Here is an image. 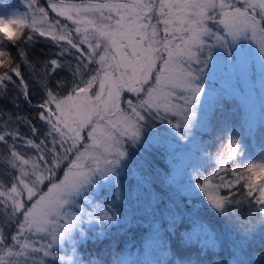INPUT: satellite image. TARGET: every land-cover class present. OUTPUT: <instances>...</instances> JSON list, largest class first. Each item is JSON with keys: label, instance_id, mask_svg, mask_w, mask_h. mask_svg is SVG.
<instances>
[{"label": "snow or ice", "instance_id": "snow-or-ice-1", "mask_svg": "<svg viewBox=\"0 0 264 264\" xmlns=\"http://www.w3.org/2000/svg\"><path fill=\"white\" fill-rule=\"evenodd\" d=\"M23 3L27 8L23 13L7 8L0 11V18L10 19L17 27L11 36L4 34L5 40L15 43L23 35L19 31L23 28L41 37L49 35L57 43L66 40L60 55L69 46L79 53L73 74L80 80L73 84L71 94L63 97L46 90L47 98L38 105L44 110L39 119L45 120L50 129L41 143L21 136L18 129L7 131V125L0 129V143L10 156L8 167L17 173L9 174L7 186L0 180V207L7 217V223H0V264H46L47 258L60 264H83L77 252V236L85 237V225L103 226L119 218L113 204L121 196L120 173L130 159L129 148L145 142L150 122L168 124L180 141L191 145L203 112L204 80L214 60L213 50L223 49L234 60L236 52L245 48L241 42L250 41L264 53V0H104L68 6H62L64 0H47L53 12L76 25V42L67 25L59 20L49 22L48 11L39 0ZM72 11L78 18H73ZM81 45H87V50ZM19 54L24 55L23 50ZM49 63L54 66L52 72L64 66L56 59ZM93 63L98 68L90 70ZM13 73L21 77L9 53L0 51V92L7 88L6 82H11L27 99V83L21 77L17 84ZM94 86H98L96 91H92ZM125 89L136 94V99L123 101L127 105L123 108L121 93ZM18 121L32 134L38 133L30 121ZM85 128L88 143H82ZM17 140L38 155H22L17 151ZM70 153L74 159L69 161L64 179L51 183L61 161ZM242 155L239 141L229 136L216 156L215 171L209 176L196 173L201 180L198 187L221 214L233 204L256 205L258 225L264 224V182L257 183L264 181V163L241 166L238 157ZM228 161L235 166L227 167ZM28 165L30 168L25 167ZM45 179L51 187L38 195ZM104 186L115 188L111 194L115 199L106 197L97 202L93 194ZM195 190L196 186L189 183L191 195ZM225 190L227 193L222 194ZM104 199L109 202L104 203ZM173 223L175 220L169 221V231ZM11 227L14 234L7 231ZM239 230L247 235L253 226L250 221H242ZM158 235L153 228L145 240L146 251L152 247L149 241ZM209 238L211 244H204L205 250L216 246L215 237ZM66 245L71 255H58ZM242 247V242L234 244L232 264H240Z\"/></svg>", "mask_w": 264, "mask_h": 264}, {"label": "trees", "instance_id": "trees-1", "mask_svg": "<svg viewBox=\"0 0 264 264\" xmlns=\"http://www.w3.org/2000/svg\"><path fill=\"white\" fill-rule=\"evenodd\" d=\"M0 2L5 7H16L27 11L23 0H0ZM54 2L59 3V0ZM64 2L103 3L104 0H64ZM39 3L48 11L49 22L59 20L61 25H67L71 38L76 42L79 34L74 32L76 25L73 21L53 12L47 0H39ZM20 31L23 35L18 41L13 43L5 40L0 47L9 53L13 65L19 66L23 82L28 85V98L25 99L15 84L6 82L7 88L0 92V129H4L7 125V131L18 129L21 136L41 143L45 140L50 125L45 120L39 119V113L44 110L38 105L47 98V89L60 96L71 93L73 84L80 80V76L73 74L79 53L69 46V50L61 56L60 52L63 51L62 46L67 44L66 40L57 43L51 39V36L41 37L39 33H33L28 28ZM52 34L55 35L56 32ZM29 35L33 37L31 41L27 39ZM81 47L87 50V45ZM21 50L24 55L19 54ZM52 59H56L64 66L52 72L51 67L54 66L49 63ZM95 67H98L95 63L89 65L90 70ZM46 70L47 74H45ZM12 76L17 84L20 83L21 77H16L14 73ZM246 78L244 80L252 83L251 86L255 88L254 80ZM211 80L218 83L215 79ZM123 94L127 95L128 91H124ZM212 100L214 102L212 109L193 130L195 142L188 145L179 140V163L173 165L172 160L167 161L164 156H160L157 167H148L142 162L145 158L151 161L145 153L139 160L130 159L129 163H134L143 180L159 194L160 199L156 204L139 213L136 218H119L106 226H99L102 235L99 234L98 226L88 229L84 227L85 237L77 238V252L83 264H125V262L150 264L153 261L159 264H232L236 256L233 246L238 242L243 243L240 264H264V224L258 225L260 214L257 206L254 204L250 206L247 202L233 204L226 206L225 214H221L213 208L205 193L198 187L201 180L196 178V173L209 176L215 171L218 167L216 156L227 144L228 137L231 136L230 127L233 128L237 121L231 107L232 103L237 101L234 96L228 95L220 100ZM262 101L261 104L264 105V99ZM9 117L11 120L8 119ZM18 118L30 121L38 129V133L32 134L30 128L19 122ZM241 119L236 129L243 155L238 157V160L241 166H246L251 164V159L258 153V149L264 146V122L261 119L256 124H250L248 120ZM87 130L85 128L81 133L85 138L82 143L88 141ZM48 139L50 141L51 137ZM16 143L20 145L17 151L21 154L38 155L35 149L23 146V141L17 140ZM48 146L51 147L50 144ZM58 151L61 150L58 148ZM129 153L131 155L132 147L129 148ZM9 159L7 147L0 143V180H3L6 186L9 182V174L15 175V172L8 167ZM72 159L74 154L70 153L68 159L61 161L51 183L63 178ZM140 163H143V166H140ZM234 166L233 161L227 162V167ZM227 178L231 179L230 176ZM261 182L264 181H257V183ZM51 183L46 179L40 192ZM189 183L196 186L194 195L188 191ZM122 184L123 182L120 181V187ZM108 187L104 186L96 192L97 202L108 198L105 194V188ZM227 191L222 194H226ZM103 202L108 203V200L104 199ZM169 209H177L178 215L170 216L167 213ZM170 220H175L172 231H169ZM242 221H250L253 226V230L247 235H242L239 230ZM0 223H7L3 207H0ZM245 226L247 227V224ZM153 228L159 235L156 240L149 241L152 247L146 251L145 240L151 235ZM7 231L13 234L15 228L11 227ZM210 235L215 237L216 246L214 249L209 247L205 250L203 245L211 244ZM66 252L71 255L69 251ZM66 252H61V255H65ZM165 252L168 253L167 256L164 255ZM46 264H60V262L47 258Z\"/></svg>", "mask_w": 264, "mask_h": 264}, {"label": "rangeland", "instance_id": "rangeland-1", "mask_svg": "<svg viewBox=\"0 0 264 264\" xmlns=\"http://www.w3.org/2000/svg\"><path fill=\"white\" fill-rule=\"evenodd\" d=\"M84 4L87 3L64 2V5L62 6ZM5 8H7L8 11L15 10L20 13L25 12L23 9L21 10L16 7H5L0 2V11H4ZM70 14L74 19L78 18L75 11L70 12ZM16 30L17 27L13 26V31ZM20 30L21 29H19V31ZM241 46L245 48L236 52L234 60H231L233 59V57L227 56V54L223 53V49L217 48L213 50L214 60L209 65V69L204 80L206 94L201 100L203 105V112L198 120V124H200L202 120L207 116V112L212 109V106L214 104L212 99L220 100L221 98H224L228 95L234 96L237 101L233 102L231 107L235 112L238 122H234L235 124L233 125V128L231 126L230 129L231 136L236 138L238 141L239 137L236 125L237 123H239V121H242L241 118L246 119V121L248 120L249 122H251L250 124H256L261 119L264 122V105L261 104L263 102L262 100L264 99V53H261L259 51L254 42L242 41ZM96 68L98 67H95L94 69ZM246 77L249 80H254L255 88L251 86L252 83L249 82V85V83L244 80ZM211 79L217 80L218 83L213 82ZM97 88L98 86H94L92 91H96ZM124 91L127 90L125 89L121 93V107L126 108L127 105L124 104L123 101L131 99L135 102L136 94L128 92L127 95H124ZM142 96L143 94H141V97ZM122 103L124 104L123 106ZM52 108L53 110H55L54 105H52ZM145 138L146 140L144 143L131 146L132 153L131 155L129 153L130 159L133 160L134 158H136L139 160L145 153V155L149 157L151 161L149 162L145 158L142 160V162H144L148 167H157V160L160 158V156H164L165 160L167 161L172 160L173 165L179 163L180 155L178 150L180 141L179 138L175 135V130L172 129L168 124L161 123L159 120L151 121L150 128L146 131ZM88 142L90 141L88 140L87 143ZM164 152L165 154H163ZM130 159L126 162L124 170L120 173L119 180L123 182L120 187V199L115 200L113 204V207L116 208L119 213V218L124 219L136 218L139 213L143 212L146 208H149L152 205L156 204L160 199L159 194L155 192L145 180H143L142 176L135 168L134 163H129V161H131ZM253 163H264V146L259 148L258 153L252 157L251 164ZM139 165L143 166V163H140ZM25 167L30 168V165ZM64 176L61 180L64 179ZM44 182L39 186L38 195L47 193L49 188L51 187V184H49L46 189H43L40 192V189L42 188ZM101 183L106 185V182ZM101 189L102 187L99 190ZM114 191V187L105 188V194L108 195V198L113 200L115 198L111 194L114 193ZM93 198L97 201L96 192L93 194ZM31 203L32 202H30V204ZM167 213L170 216H174L178 215L179 212L177 209H169ZM106 225L108 224H105L103 226ZM92 226L101 227L102 225L93 224L91 226L85 225L84 227L88 229ZM100 227L98 230L99 234L102 235L103 233L102 231L100 232ZM77 238L80 239L81 237L77 236ZM68 247L69 249H67ZM60 251L62 253L69 251V254H71L69 245H66L65 248L61 249ZM60 251L57 253L58 255H61Z\"/></svg>", "mask_w": 264, "mask_h": 264}, {"label": "clouds", "instance_id": "clouds-1", "mask_svg": "<svg viewBox=\"0 0 264 264\" xmlns=\"http://www.w3.org/2000/svg\"><path fill=\"white\" fill-rule=\"evenodd\" d=\"M13 24L10 19L0 18V45L5 43L4 34L7 33L9 36L13 34ZM0 51L7 52L3 47H0Z\"/></svg>", "mask_w": 264, "mask_h": 264}]
</instances>
